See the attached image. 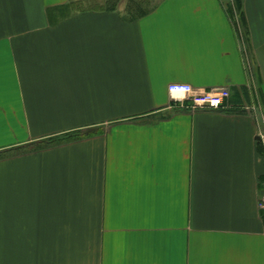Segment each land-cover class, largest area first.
Here are the masks:
<instances>
[{
  "label": "crops",
  "instance_id": "crops-1",
  "mask_svg": "<svg viewBox=\"0 0 264 264\" xmlns=\"http://www.w3.org/2000/svg\"><path fill=\"white\" fill-rule=\"evenodd\" d=\"M95 1L0 0V264H264V0Z\"/></svg>",
  "mask_w": 264,
  "mask_h": 264
},
{
  "label": "built area",
  "instance_id": "built-area-1",
  "mask_svg": "<svg viewBox=\"0 0 264 264\" xmlns=\"http://www.w3.org/2000/svg\"><path fill=\"white\" fill-rule=\"evenodd\" d=\"M168 90L174 98L188 99L189 108L192 110H224L227 108L226 102L230 97V90L226 86L197 91L189 83L174 82L169 84ZM259 209L264 213V191L259 201Z\"/></svg>",
  "mask_w": 264,
  "mask_h": 264
},
{
  "label": "trees",
  "instance_id": "trees-1",
  "mask_svg": "<svg viewBox=\"0 0 264 264\" xmlns=\"http://www.w3.org/2000/svg\"><path fill=\"white\" fill-rule=\"evenodd\" d=\"M111 1H113V0H106V2L103 3V2L97 0L90 7L92 9H98V10H101V9L102 10H115L116 6H118V4L121 0H117V2H111ZM235 2H236L235 3L236 9L238 10L240 17H241L242 26H243L244 30H246V23L244 20V13H243L241 0H235ZM150 9L151 8H146V6H144L141 3V0H129L128 4H127L126 13L131 15V16L142 15V14L149 12ZM230 10L233 11V7L230 8ZM57 12L60 14H63L64 13L63 6L58 7ZM51 13L52 12H50V14ZM78 137L79 136L77 134H69V135L64 136V137L49 138V139L41 140L32 146H30V145L29 146H21V147L15 149L14 151L19 152V153H24V152H27L29 150L43 149V148L52 147V146H55L58 144L74 141V140L78 139ZM1 157H2V155L0 154V159H1Z\"/></svg>",
  "mask_w": 264,
  "mask_h": 264
},
{
  "label": "rangeland",
  "instance_id": "rangeland-1",
  "mask_svg": "<svg viewBox=\"0 0 264 264\" xmlns=\"http://www.w3.org/2000/svg\"><path fill=\"white\" fill-rule=\"evenodd\" d=\"M101 2H102V0H100ZM103 2H106V0H104ZM111 2H117V0H113V1H111Z\"/></svg>",
  "mask_w": 264,
  "mask_h": 264
}]
</instances>
